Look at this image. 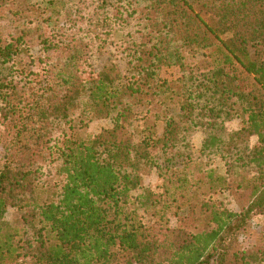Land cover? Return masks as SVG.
<instances>
[{
    "label": "trees",
    "instance_id": "obj_1",
    "mask_svg": "<svg viewBox=\"0 0 264 264\" xmlns=\"http://www.w3.org/2000/svg\"><path fill=\"white\" fill-rule=\"evenodd\" d=\"M22 5L0 0V264H264V242L243 238L264 215V0ZM118 36L125 72L86 76L92 40L101 53ZM97 120L111 127L83 136ZM11 209L21 229L4 225Z\"/></svg>",
    "mask_w": 264,
    "mask_h": 264
},
{
    "label": "rangeland",
    "instance_id": "obj_2",
    "mask_svg": "<svg viewBox=\"0 0 264 264\" xmlns=\"http://www.w3.org/2000/svg\"><path fill=\"white\" fill-rule=\"evenodd\" d=\"M48 0H23V5L26 6L28 4H43L47 2ZM191 2H194V0H190ZM25 8V7H24ZM4 11V14L1 15L0 18V26L4 29V31H9L10 29V19L11 17ZM96 40H92L94 48L97 50ZM98 44V43H97ZM123 41L121 36H118L116 40L114 41L113 45L110 46L108 49L104 50V52L97 53V51L94 49L92 55L90 56L88 60V66L86 64L83 65V72L87 76L91 70L94 71H101L104 68L111 66L113 64H116L120 67V69L125 72V63L123 62ZM201 61H203L202 57V52L199 51H194V52H184V62L187 67L195 64H200ZM162 77L166 80H175L176 78L179 77L180 75V70L178 67L175 66H169L166 67L162 70ZM141 111V110H139ZM111 127V122L109 120H97L91 122L88 127L82 132L83 136H86L88 134H98L102 130L110 128ZM227 129L229 131H234L237 130L240 127V121L235 120L227 123L226 125ZM202 142V135L201 134H195L193 139H192V144H193V149L194 153L198 154L200 150ZM256 142V139H252L251 143L254 144ZM210 162H212V167L217 168L218 172L220 175H224L226 173V168L224 167V162L221 161L218 157H210L209 158ZM182 163L180 162L177 166L180 167ZM52 175L54 173V170L51 171ZM197 177V175H196ZM50 183H54L56 179L55 177H45ZM143 185L146 188L154 189L156 190V187L160 184L159 178H158V171L154 170L148 175H145L143 177ZM204 197L211 196L212 194L209 192L208 187L202 185L199 190L197 195H203ZM136 195V194H135ZM48 194L46 193L43 197H47ZM213 199L217 202H221L224 206H226L230 210H236L238 211L239 208L237 204L235 203L233 197L228 192L224 193H217L213 194ZM129 208L133 207H127V210ZM129 211H132L129 209ZM187 214V211H184L182 213V216L185 217ZM138 216L139 218H142L145 220V213L143 210H138ZM4 225L6 227H11V228H22L21 220H20V215L18 211L11 209L5 219H4ZM182 222L181 219L175 218L172 219V226L178 227L180 223ZM205 221H202L200 223V227L202 228L204 225ZM244 237L247 240V245L254 244L256 242H264V215H256L254 216L249 224L247 225V229L245 230V233H243Z\"/></svg>",
    "mask_w": 264,
    "mask_h": 264
}]
</instances>
